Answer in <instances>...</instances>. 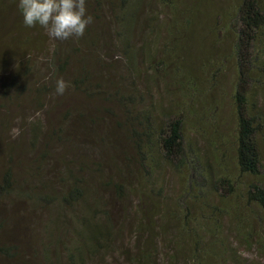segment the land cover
<instances>
[{"label":"trees","instance_id":"trees-1","mask_svg":"<svg viewBox=\"0 0 264 264\" xmlns=\"http://www.w3.org/2000/svg\"><path fill=\"white\" fill-rule=\"evenodd\" d=\"M85 7L0 0V262L264 264V0Z\"/></svg>","mask_w":264,"mask_h":264},{"label":"clouds","instance_id":"clouds-1","mask_svg":"<svg viewBox=\"0 0 264 264\" xmlns=\"http://www.w3.org/2000/svg\"><path fill=\"white\" fill-rule=\"evenodd\" d=\"M86 0H17V8L26 28L39 26L44 29L50 40L67 41L79 39L88 25L93 22L86 14ZM63 79L55 81L56 95H63L66 90ZM13 136L18 134L12 130Z\"/></svg>","mask_w":264,"mask_h":264},{"label":"rangeland","instance_id":"rangeland-1","mask_svg":"<svg viewBox=\"0 0 264 264\" xmlns=\"http://www.w3.org/2000/svg\"><path fill=\"white\" fill-rule=\"evenodd\" d=\"M222 84L224 86H227V81L224 80V82H222ZM224 86H222L221 88L224 89ZM29 231L26 230V233H28ZM12 237V234H11ZM245 257L248 258L249 260H255L254 256L250 253H245ZM0 264H2L0 262ZM104 264H127L124 257L119 253V252H115L114 254H112L111 256H109L107 258V260L104 262Z\"/></svg>","mask_w":264,"mask_h":264}]
</instances>
